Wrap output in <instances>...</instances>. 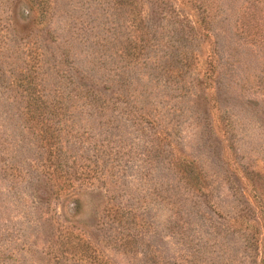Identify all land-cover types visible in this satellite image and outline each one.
Returning a JSON list of instances; mask_svg holds the SVG:
<instances>
[{"label": "rangeland", "instance_id": "obj_1", "mask_svg": "<svg viewBox=\"0 0 264 264\" xmlns=\"http://www.w3.org/2000/svg\"><path fill=\"white\" fill-rule=\"evenodd\" d=\"M0 264H264V0H0Z\"/></svg>", "mask_w": 264, "mask_h": 264}]
</instances>
